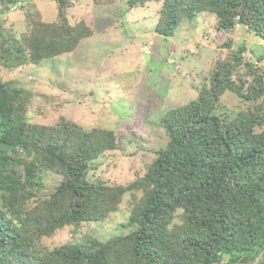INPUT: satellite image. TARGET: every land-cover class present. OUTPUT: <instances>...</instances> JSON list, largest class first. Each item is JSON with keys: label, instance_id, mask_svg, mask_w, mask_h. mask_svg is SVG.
Segmentation results:
<instances>
[{"label": "trees", "instance_id": "obj_1", "mask_svg": "<svg viewBox=\"0 0 264 264\" xmlns=\"http://www.w3.org/2000/svg\"><path fill=\"white\" fill-rule=\"evenodd\" d=\"M148 1L162 2L155 32L164 37L185 18L215 14L226 38L220 48L231 54L217 62L198 100L161 118L168 143L128 185L88 179L91 163L118 148L115 131L32 123L31 93L0 80V264H250L259 257L264 264V52L233 48L241 26L264 40V0H129L131 7ZM25 2L0 6L6 13ZM57 2L58 20L33 16L22 37L0 25V67L71 54L93 35L84 20L71 22L70 0ZM228 91L253 106L231 116L222 102ZM47 173L61 180L43 198ZM128 193L141 194L128 234L41 244L66 227L105 221Z\"/></svg>", "mask_w": 264, "mask_h": 264}, {"label": "rangeland", "instance_id": "obj_2", "mask_svg": "<svg viewBox=\"0 0 264 264\" xmlns=\"http://www.w3.org/2000/svg\"><path fill=\"white\" fill-rule=\"evenodd\" d=\"M70 3L71 22L84 20L93 35L73 53L39 65L18 69L1 66L0 80L17 81L31 93L28 117L32 123L55 125L64 120L88 131H115L118 148L91 163L88 179L128 185L147 172L156 151L168 143L161 118L198 100L205 79L217 62L231 53L220 48L226 38H219L218 19L212 13L183 19L173 37H164L155 32L162 2L148 1L143 7H131L129 0ZM33 16L46 23L56 22L57 0H27L6 13L0 6V25L6 35L22 37L29 31ZM239 28L233 48L245 43L250 51L263 53L264 40L248 27ZM222 102L231 116L253 106L230 91ZM60 180L53 173L45 174L40 196L45 198ZM140 195L126 194L118 211L103 222L66 227L41 244L53 249L89 238L105 243L128 234L130 211Z\"/></svg>", "mask_w": 264, "mask_h": 264}, {"label": "clouds", "instance_id": "obj_3", "mask_svg": "<svg viewBox=\"0 0 264 264\" xmlns=\"http://www.w3.org/2000/svg\"><path fill=\"white\" fill-rule=\"evenodd\" d=\"M260 258H261V257H259V259H260ZM259 259H258V260H259ZM258 260L256 261V263L258 262ZM256 263H254V264H256Z\"/></svg>", "mask_w": 264, "mask_h": 264}]
</instances>
